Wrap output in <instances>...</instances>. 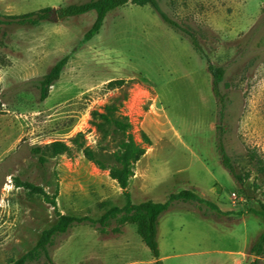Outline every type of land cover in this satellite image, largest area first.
<instances>
[{
  "label": "rangeland",
  "instance_id": "1",
  "mask_svg": "<svg viewBox=\"0 0 264 264\" xmlns=\"http://www.w3.org/2000/svg\"><path fill=\"white\" fill-rule=\"evenodd\" d=\"M89 1L0 0V18L48 10L37 27L0 24V264L32 251L59 215L87 222L55 240L53 264H251L264 233L252 212L264 203L257 171L264 167V0H159L196 37L200 53L150 7L132 5L109 13L87 41L96 15L62 19L60 10ZM64 59L41 102L37 82ZM209 63L226 71L220 122ZM79 134L106 170L70 143ZM129 135L145 150L133 165V204L190 191L216 207L208 217L199 205L166 213L158 261L136 226L114 220L104 233L92 224L127 204L110 169ZM218 135L247 178L241 185L222 167ZM53 142L71 152L40 163L33 149ZM16 180L48 199L17 188Z\"/></svg>",
  "mask_w": 264,
  "mask_h": 264
},
{
  "label": "trees",
  "instance_id": "2",
  "mask_svg": "<svg viewBox=\"0 0 264 264\" xmlns=\"http://www.w3.org/2000/svg\"><path fill=\"white\" fill-rule=\"evenodd\" d=\"M128 5L140 8L150 7L168 28L173 30L178 35L188 38L194 49L198 53L201 52L196 37L182 25L172 20L162 10L159 0H91L86 3L70 5L64 9H61L60 16L62 19H70L94 13L96 15V20L92 28L85 35V39L90 41L100 33L104 21L109 13ZM47 19L48 10H41L25 16L1 17L0 24L5 23L6 25H14L17 27H37L43 22H46ZM66 64L67 60H62L47 76L37 82L40 90L39 100L41 102H44L49 97L50 88L60 79ZM208 72L212 77V93L217 101L220 122L223 117L225 105L224 95L221 93L220 86L224 82L226 71L223 67L213 66L209 63ZM115 124L122 134L128 135L127 126H122L119 122H116ZM80 140H82V142H79ZM70 143L77 149L81 151L83 150L84 156L89 162L98 164L100 169L106 170L102 163L96 161L93 152L89 148H86L85 139L82 134H79L75 138L71 139ZM218 151L221 156L222 167L228 172V174L236 183L241 185L244 180H247V178L244 179L238 174L236 165L231 162L226 152L221 135H218ZM70 152L71 147L64 142H53L42 148H35L32 151L33 155L37 156L39 158V162L42 164H44L47 159L65 156ZM144 154L145 150L140 145H138L130 135L128 140H125L120 144L118 153L114 155L116 164L110 169V175L122 189L124 195L127 198V204L122 209L115 208L110 210L100 220L97 222H92V224L98 225L100 231L104 233L114 220L118 221L120 226L127 224L136 226L137 234L141 238L143 244L149 249L152 257L158 261L160 258L158 228L162 217L166 213L178 205H199L201 210L204 211L203 215L208 217L210 212L209 210L215 211L216 207L204 201L198 195L190 191H183L178 194L171 195L168 201L165 203H154L152 201H147L140 204H133L130 200V195L128 192L130 180L133 177V165ZM249 158L250 162H256L253 156L250 155ZM255 164L257 165V163ZM257 171L264 175V167H257ZM16 187L23 188L31 194L40 195L48 199L47 195L41 188L35 187L32 184L16 180ZM52 204L55 206L54 202H52ZM203 206L206 207V209L203 208ZM252 212L256 216L260 217L264 223V203L260 204V209L258 211ZM84 222L87 221L59 215L58 222L51 229L43 233L32 251H30L20 260L11 262L10 264H31L41 260H44L48 264H53L50 248L53 247L55 240L67 235L72 228ZM251 252L256 259L251 264H259L261 260L264 259V233L260 236L257 244L252 248Z\"/></svg>",
  "mask_w": 264,
  "mask_h": 264
},
{
  "label": "crops",
  "instance_id": "3",
  "mask_svg": "<svg viewBox=\"0 0 264 264\" xmlns=\"http://www.w3.org/2000/svg\"><path fill=\"white\" fill-rule=\"evenodd\" d=\"M262 262H263V264H264V259L263 260H261Z\"/></svg>",
  "mask_w": 264,
  "mask_h": 264
}]
</instances>
